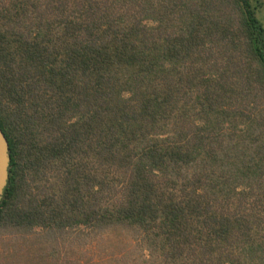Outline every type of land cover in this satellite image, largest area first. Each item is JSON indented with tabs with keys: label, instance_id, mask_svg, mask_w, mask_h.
Listing matches in <instances>:
<instances>
[{
	"label": "trees",
	"instance_id": "1",
	"mask_svg": "<svg viewBox=\"0 0 264 264\" xmlns=\"http://www.w3.org/2000/svg\"><path fill=\"white\" fill-rule=\"evenodd\" d=\"M0 127V264H264V0H0Z\"/></svg>",
	"mask_w": 264,
	"mask_h": 264
},
{
	"label": "water",
	"instance_id": "2",
	"mask_svg": "<svg viewBox=\"0 0 264 264\" xmlns=\"http://www.w3.org/2000/svg\"><path fill=\"white\" fill-rule=\"evenodd\" d=\"M11 152L9 142L0 127V203L10 181Z\"/></svg>",
	"mask_w": 264,
	"mask_h": 264
}]
</instances>
